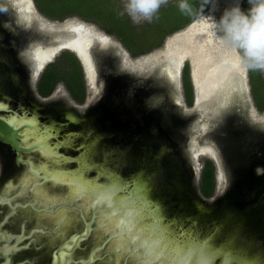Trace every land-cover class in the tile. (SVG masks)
I'll return each mask as SVG.
<instances>
[{"label": "water", "instance_id": "water-1", "mask_svg": "<svg viewBox=\"0 0 264 264\" xmlns=\"http://www.w3.org/2000/svg\"><path fill=\"white\" fill-rule=\"evenodd\" d=\"M7 1H11L20 21L27 23L33 32L40 34L33 37L36 43L32 45L25 58L33 74L36 73L37 68H39V74L43 72L45 67L56 61L64 51L74 54L89 84V86L85 84L86 102L83 106L78 107L79 112L83 113L87 107L93 104L97 105L101 102L103 105L104 103L106 108L104 118L117 133H122L118 130L124 129L123 132L129 135L130 138H138L142 143L143 141L152 143L153 141H168L169 144L173 145H170L171 147L165 144L161 145L155 156L156 162L152 164L141 153L133 152L130 145L124 147L122 145L123 150L119 149L121 151L126 150V154H122V159L111 152V157L107 160L106 155L104 161L98 160V154L101 151L97 147L94 157L96 161L111 168H113L111 165H114L122 169L123 175L130 171L128 167H125L129 163L133 164L134 167L143 166L148 171L157 173L158 186L164 190L170 186L168 178L164 175L166 168L163 167L162 163L165 162L164 159L169 161V164L172 163L170 157L167 158L166 156L167 150L172 151L171 148L175 152L181 149L185 158H187L186 154L188 153L196 170L202 166L205 160H210L215 165L220 162L222 165L224 164V167L229 170L224 169L225 175L228 172L232 173L231 168H234L233 166H245L247 164H259L258 171L264 170V124L259 123L255 117L248 75L247 73L241 74L234 66L231 57L220 52L214 42H210V40L186 27L162 49L143 59H131L120 46L95 27L72 22L60 24L48 22L44 16L40 15L33 0H31V9H29L28 0ZM195 24H191L192 29ZM5 25L8 26L9 30H13L8 21ZM37 51L39 58H37ZM41 65L42 67H40ZM185 65H188L190 70L194 95L191 108H188L185 104L182 91V71ZM161 68L168 71L157 75V70ZM168 72L176 76L175 82L171 84L170 88L168 86ZM39 74L35 77L33 75L34 81L37 80ZM2 77L3 75L0 76V78ZM234 80L239 81V86L242 89L243 103L241 105L233 103L237 97L236 92L225 91L229 88L230 82ZM35 84L32 87L34 95L36 93L34 90ZM7 87L5 79H1L0 88L3 92L7 91ZM154 96L160 97L161 103L159 106L150 108L147 101ZM177 98L180 100L179 105L175 102ZM224 98L229 101V112L221 125L218 123L216 110L217 101ZM36 99L44 105H49L50 108L59 110L76 107L63 85H58L50 97L41 99L36 96ZM0 101L7 103L9 108L13 110L8 101L2 99ZM243 112H245V119L242 117ZM33 114L39 119L36 111ZM0 116L7 118L8 112L0 110ZM40 123L56 124V121L52 119L49 123L41 121ZM183 124H189L186 132L182 127ZM214 124H216V127L213 126ZM0 127L8 128L9 125L0 120ZM65 128L63 127L61 130V137L66 132ZM152 129L156 133L153 134ZM82 130H87V128L84 127ZM179 132L185 133L184 137L189 147L187 153H185L184 141L180 142ZM111 134L113 135V133ZM110 137L109 142H115L113 137ZM157 138L160 140H157ZM78 140H80L79 145L86 142L81 137L74 143ZM0 142L18 154L16 156L17 160L21 155L25 160L28 159L29 155L37 162L42 159L39 152L22 151L6 137H0ZM118 146H121V144L115 147ZM209 148L211 151H203V149ZM71 149L61 148L59 151L74 160L80 153L77 151L76 154H71L69 152ZM119 150L118 152H121ZM107 152L110 153V151ZM162 156L163 158H161ZM218 156L220 157L218 158ZM21 165L23 170L21 167H12L5 171L0 158V191L10 181L15 183L20 180L22 184L26 166L23 163ZM66 166L75 168L77 165L71 163ZM223 172L221 169L219 170L218 179L220 181H223L221 180ZM89 175L95 176V172H91ZM228 184L226 180L222 183V186L219 182L220 192H217L209 203L214 201L220 193L225 192L228 189ZM28 192L32 194L37 204L47 208L46 213L50 216H41L44 221L48 220L54 223L63 219V222L58 224V227L62 228L63 235L65 230L74 224L73 220L76 215L74 210L76 209L70 207L71 204H75L76 208H80L82 212L89 213L91 211L84 207V201L79 203L69 201L66 205L54 209L51 205H45L39 201L33 192L25 190L22 185V193L26 194ZM153 195L159 199L155 194ZM159 200L161 201V199ZM198 207L201 213L206 210L204 206H202V209L200 206ZM184 217L186 218V216ZM95 227H97V231L94 233L95 236H103L105 233L111 236L108 229L116 232L117 236L120 235L115 225L102 221L101 214L97 212H94L93 222L89 225L90 229L88 228L90 235L93 234L92 231ZM82 238L76 239V245H79ZM242 239H239V243L244 245L245 241ZM109 243L110 249H113L116 243L115 238L109 239ZM66 249L60 253L59 260L61 262H64L65 258L72 254L69 246ZM263 249L262 244L255 243L250 249V254ZM5 253L8 256L9 252ZM123 256V253H119L118 259ZM134 258V255L128 256L127 260L134 261ZM216 264H222V258L218 259Z\"/></svg>", "mask_w": 264, "mask_h": 264}, {"label": "flooded vegetation", "instance_id": "flooded-vegetation-1", "mask_svg": "<svg viewBox=\"0 0 264 264\" xmlns=\"http://www.w3.org/2000/svg\"><path fill=\"white\" fill-rule=\"evenodd\" d=\"M7 21L13 30H9L5 25ZM36 35L40 34L33 32L27 23L20 22L11 1L0 0V76L3 75L0 80L5 79L8 85L5 92L0 88V99L8 101L13 110L18 111L22 106L23 109L31 113L36 111L41 122L49 123L53 119L56 124L64 125L65 133L79 132L84 127L93 129L95 134L102 137L98 145V149L101 151L98 154V160L104 161L106 155L108 160L111 157V152L122 159V154H126V150L121 151L122 148L125 145H130L133 152L141 153L152 164L156 162L155 156L161 145L173 146L168 141H153V143L143 141L142 143L138 138H130L123 132L124 129H119L118 131L122 133H117L104 118L106 111L104 103L103 105L101 102L97 105L93 104L81 113L78 111V107L83 106L86 99L83 103L72 100L76 107L63 110L50 108L49 105L38 101L36 96L46 99L55 90L47 97L39 95L35 82L39 80L42 72L34 81L33 71L25 59L27 52L36 43L33 40ZM83 77L85 84L89 86L84 74ZM34 84L36 96L32 93ZM69 114H73L80 123H70L67 120ZM242 117L245 119V112L242 113ZM182 127L186 132L189 124H183ZM152 133L154 134L156 131L153 130ZM179 134L180 142L184 141L185 153H187L189 147L184 137L185 133L179 132ZM110 136L115 142H109ZM157 140L160 139L157 138ZM79 143L80 140L75 145L79 146ZM116 144H121V146L115 147ZM178 148L180 149L179 145ZM106 149L110 153H106ZM171 150H167L166 156L170 157L172 163L169 164V161L165 159V162L162 163L166 168L164 175L168 178L170 186L165 190L158 186L157 173L150 172L143 166L129 168L130 171L124 175L128 176L130 172L142 170L146 175L153 176L157 189L154 194L166 206L168 216L194 218L198 220L199 227L205 233L219 226L221 231L217 242L232 236L234 237V246L243 249L249 257H264V249L250 254V249L255 243H260L264 247V170L258 171L259 164L233 166L232 173L228 172L226 175L223 171L228 168L224 167V164L222 165L220 161L219 164H213V191L211 196L205 197L201 193L204 163L196 170L188 153L185 158L181 149L176 152L173 148ZM69 152L76 154L77 150L74 147ZM17 155L10 147L0 142V158L5 171L12 167H21L23 170L21 163H18L16 158ZM111 166L119 169L114 165ZM220 169L224 175L223 181L218 179ZM225 180L229 183L228 189L209 203L215 197L214 195L220 192L219 182L222 186ZM198 206H204L206 210L201 213ZM70 207L76 209L74 210L76 213L74 224L70 225L63 235L62 228L58 227V221L51 223L41 218V216H50L46 213L47 208L37 204L31 193H22L20 180L15 183L8 182L0 191V264H134V261L127 260L128 256L125 255L118 259L119 253L114 248L110 249V235L105 233L103 236H95L97 227L90 235L88 228L93 222V211L82 212L80 208H76L75 204H71ZM80 238L82 239L79 241V245H76V239ZM240 238L245 241L244 245L239 243ZM68 246L72 250V254L65 258L64 262H61L59 260L60 253L67 250ZM7 251L9 252L8 256L5 253Z\"/></svg>", "mask_w": 264, "mask_h": 264}, {"label": "snow or ice", "instance_id": "snow-or-ice-1", "mask_svg": "<svg viewBox=\"0 0 264 264\" xmlns=\"http://www.w3.org/2000/svg\"><path fill=\"white\" fill-rule=\"evenodd\" d=\"M28 4L31 9V0ZM166 71L158 69L157 75ZM38 74L39 68L33 75ZM168 77L170 88L176 76L168 72ZM228 90L237 93L233 103L241 105L243 95L239 81L230 82L225 91ZM175 102L180 104L178 98ZM160 103L161 98L154 96L148 101V107H156ZM0 110L8 112L7 118L0 116V120L9 125L8 128L0 127V137H6L22 151L39 152L42 157L38 162L31 155L26 160L23 155L18 159V163L26 166L22 181L24 189L54 209L69 201H84L85 208L100 213L102 221L114 224L119 230L120 235L117 236L116 232L108 229L110 239L115 238L116 241L114 250L126 257L134 255V264H216L220 258L222 264H264V257H249L243 249L236 248L232 236L217 242L221 231L219 226L205 233L194 218L168 217L166 206L153 195L157 190L153 176L142 170L125 176L122 169L96 161L94 157L102 137L93 129L65 133L61 137L64 125L41 124L36 115L22 106L13 111L7 103L0 101ZM216 111L218 123L222 125L229 112L227 98L217 101ZM67 120L80 123L73 114H69ZM81 137L86 142L76 147L74 142ZM73 147L80 153L74 160L59 151ZM71 163L77 166H66ZM125 167L134 165L129 163ZM91 172H95V176H90ZM62 222L63 219L58 221Z\"/></svg>", "mask_w": 264, "mask_h": 264}, {"label": "trees", "instance_id": "trees-1", "mask_svg": "<svg viewBox=\"0 0 264 264\" xmlns=\"http://www.w3.org/2000/svg\"><path fill=\"white\" fill-rule=\"evenodd\" d=\"M192 6V12L188 13L178 25L166 27L162 25V15L172 9L177 11L181 0L175 1L171 6L164 8L149 25L146 26L147 32L139 41L141 47L135 44V28L130 24L127 16L115 8L108 7L109 0H33L34 5L40 15L53 20L63 21L66 17L73 14L81 15L85 20L90 17H98L103 23L100 27L106 34L115 35L124 48L128 50L132 58H137L148 53L151 46H158L160 40L166 37L167 32L177 31L182 26L191 23L201 15V0H187ZM249 7L247 0H243L241 8L247 10ZM249 81L257 109L264 111V82L261 71H249ZM58 85H63L74 102L83 103L86 99V86L83 77L81 65L74 54L64 51L61 56L53 63L45 67L38 82L37 92L42 97L49 96ZM182 91L185 104L188 108L193 105V88L190 79V70L188 65L184 66L182 71ZM214 166L212 161H204V169L201 178V193L205 197L212 195L213 191Z\"/></svg>", "mask_w": 264, "mask_h": 264}, {"label": "clouds", "instance_id": "clouds-1", "mask_svg": "<svg viewBox=\"0 0 264 264\" xmlns=\"http://www.w3.org/2000/svg\"><path fill=\"white\" fill-rule=\"evenodd\" d=\"M168 0H133L129 6L134 23L151 22L153 16ZM247 10L241 0H232L217 19L214 15L219 0H201L200 22L208 30L217 49L230 56L241 74L248 71L264 72V0H247ZM179 9L191 13L192 6L181 0ZM207 10V15L205 11Z\"/></svg>", "mask_w": 264, "mask_h": 264}, {"label": "rangeland", "instance_id": "rangeland-1", "mask_svg": "<svg viewBox=\"0 0 264 264\" xmlns=\"http://www.w3.org/2000/svg\"><path fill=\"white\" fill-rule=\"evenodd\" d=\"M175 1L177 0H168V2L161 6V8L158 10V12H156V14L153 16L151 22L156 19L157 15L160 13V11L164 8H167L168 6H171ZM232 0H219V4H218V8L215 11L214 15L215 17L218 19L220 17V15L222 14L223 10L226 7H229V4L231 3ZM189 2V1H187ZM34 3V2H33ZM133 3V0H109L108 2V7L111 8H115L116 10H120L123 12V15L127 16V18L130 21V24L133 28H135V36L137 38L136 42L134 45H136L138 48L141 47V43L139 41H141V39L144 37V35L147 32L146 26L149 25L151 22H147V21H141L140 23H134L133 19H132V14L135 13V10L133 9L132 12H130L129 10V6ZM187 12H182L180 9H178L177 11L175 10H168L165 15H162V25L166 26V27H172L175 25H178L184 18H186L187 16ZM205 14L207 15V10L205 11ZM45 19L48 22H52V23H66V22H72V23H76V24H81V25H86V26H90V27H95L98 30H100L103 34H105L108 38H110L113 42H115L118 46H120L123 51L131 58V59H143L151 54H153L154 52L162 49L166 44H168L171 39L175 38L180 32H182L186 27L189 28L190 30L196 32L198 34V31L201 27V25H203L202 27H204L203 29H205L208 35V30L205 28L204 24L199 22L200 21V16L197 17L196 19H194L191 23L184 25L181 27V29L177 30V31H170L167 32L166 37H164L162 40H160V44L156 47V46H151V49L148 53H146L145 55H142L140 57L137 58H132L131 54L128 52V50L126 48L123 47V45L120 43V41H118L119 39L117 38V36L115 35H108L106 34V32H104L102 30V28L100 27V23H103L100 19H98V17L96 16H92L89 19L85 20L83 17H81V15L78 14H73L70 15L69 17H66V19H64L63 21H53L50 20L48 18L45 17ZM192 23H196L194 28H191V24ZM198 29V30H197ZM197 30V31H196ZM201 31V30H200ZM206 35V36H207ZM209 36V35H208ZM208 40H212V37H208ZM248 75V80H249V71L247 72ZM262 79L264 82V72H262ZM249 86H250V81H249ZM250 92H251V97H252V102H253V107H254V112H255V117L256 120L259 123H263L264 124V111L260 112L257 107L254 104V99L252 96V91H251V86H250Z\"/></svg>", "mask_w": 264, "mask_h": 264}, {"label": "bare ground", "instance_id": "bare-ground-1", "mask_svg": "<svg viewBox=\"0 0 264 264\" xmlns=\"http://www.w3.org/2000/svg\"><path fill=\"white\" fill-rule=\"evenodd\" d=\"M231 3H232V1H231ZM231 3L229 4V6L231 5ZM199 22H200V21H199ZM202 26H203V25H201V27L198 28V29L201 30V31H200V30L198 31V34L201 35V36H203V37H205L206 39H208V37L210 38V36H208L207 33H206L207 31H206L205 29H203L204 27H202ZM198 29H197V30H198ZM197 30H196V31H197ZM206 35H207V36H206Z\"/></svg>", "mask_w": 264, "mask_h": 264}]
</instances>
